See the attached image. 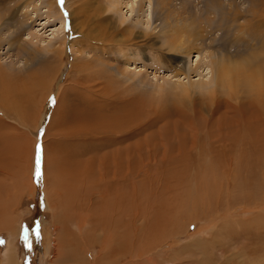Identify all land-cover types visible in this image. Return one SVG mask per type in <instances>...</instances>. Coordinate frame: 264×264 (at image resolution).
I'll use <instances>...</instances> for the list:
<instances>
[{
	"label": "rangeland",
	"instance_id": "1",
	"mask_svg": "<svg viewBox=\"0 0 264 264\" xmlns=\"http://www.w3.org/2000/svg\"><path fill=\"white\" fill-rule=\"evenodd\" d=\"M47 1L51 0H0V31L4 34L0 36V62L16 63L9 81L18 84L16 90H27L30 95L26 105L20 104L23 101L18 97L17 102L5 101L9 111L0 113V183L6 186L0 194V219L10 221V227L0 230V264H7L8 249L17 255V264H89L91 259L94 263L103 259V264H225L229 257L237 262L247 260L245 264H264V250L261 258H236L248 244L221 235L232 225L237 231H231L238 236L239 222L244 225L258 215L264 217V208L256 206L264 202V169L241 166L229 139L245 126L240 112L250 107L251 100L244 97L235 103L219 90L212 91L215 74L209 68L213 56L228 53L238 62L253 51L236 47L238 26H246L244 18L236 21L237 11L244 1L245 9L249 8L247 0H166L165 9L158 10L155 0L151 6L145 0V10L140 13L141 0H129L136 6L134 13L125 7L111 12L107 0H56L64 13L53 18H48ZM256 2L255 11L264 15V0ZM172 4L178 15L165 19ZM109 15L114 23L113 29L107 28V39H116V43L113 54L103 57L94 50L103 46L99 37L104 34L103 19ZM258 19L256 16L255 22ZM117 24L136 32L130 43H125L130 32L115 31ZM262 31L257 30V47L264 38ZM51 47L63 50L60 59L50 62L51 69L40 60L31 64L23 56L17 57L18 51L26 48L43 54L48 61L46 48ZM256 50L264 73V51ZM106 57L111 58L110 64ZM107 91L123 94L100 100ZM136 104L142 106L143 115L124 131L91 135L69 133L70 125L61 127L92 115L90 106L100 107L107 118L130 114ZM11 133L17 138L5 141ZM6 145L22 151L11 163L7 159L8 164L5 160L11 155L5 154ZM116 147L127 152L128 160L122 165L106 170L93 164L84 179H79L82 182L71 183L66 177L61 178L66 180L63 184L57 177L60 168L73 171L78 167L75 162L95 159ZM64 151L78 160L66 165ZM83 168L80 163L78 169ZM20 182L23 190L17 193L13 187ZM48 182L67 188L77 184V198L61 200L58 205L52 197L47 203L43 196ZM247 194H253L254 199ZM119 195L124 197L122 203L109 217L110 224L118 223L110 230L100 227L96 219ZM176 199L178 208L172 212L174 220L166 235L149 238L162 202ZM260 241L255 238L256 247ZM201 243L209 248L201 249ZM226 247L231 249L227 253Z\"/></svg>",
	"mask_w": 264,
	"mask_h": 264
},
{
	"label": "bare ground",
	"instance_id": "2",
	"mask_svg": "<svg viewBox=\"0 0 264 264\" xmlns=\"http://www.w3.org/2000/svg\"><path fill=\"white\" fill-rule=\"evenodd\" d=\"M107 1H110V2H108L110 4V6L112 7L110 11L111 12L113 11L114 13H116L118 11H121L122 10V7H125L126 9H130V11H128L130 13H134V7H136L135 5L133 7L132 2H130L129 0H127V1L123 0V1H120V2H119V0H107ZM151 1L152 0H149V3H150L149 6H151V4H152ZM155 3H156V6H157V8H156L157 10L159 8L165 9V7L167 5L166 0H155ZM244 3H245V1H244ZM244 3H242L243 4L242 5L243 8L240 9L239 11H237L236 21H238V18L239 17H240L239 19H241V18L243 19L244 18L246 20V26H243V25L238 26V27H240V31L238 32L239 36L236 37V44H237L236 47L241 48L245 52H247L248 49L249 50H253V51L251 53H246L248 55H247V57L244 56L245 59H243V60L240 57L241 60L240 59L237 60L238 62H235V61H233V59H230L228 57V55H227L228 53H223L222 55H220V57H217L219 55L213 56V57L210 55V57H212V58H211V60L209 62V68L213 72V75L215 74L213 76L214 78L212 79L213 82H214V88L212 89V91L214 89L219 90V94L220 95H223L224 97L229 98L231 100V102H235V103H238L237 101L242 100L244 97L246 99H249L248 101L251 100V103L248 104L250 107H245V109L244 110L242 109V111L240 112V114L242 115V118L245 119V126H241L240 129L237 128L238 130L236 132L232 133V134L231 133H227V134H228V136H229V134H231L230 137H229V139L232 142V145L234 146V152L233 153H239V157L238 158L241 161L240 162V165L241 166H246V167H244L246 169L249 167L251 170H255L257 168L260 169V170H262V168L264 169V106H263L264 105V101L262 99V96L264 95V73L260 71V70L263 69V62H262V59H261V57L259 55L260 53L256 49H259L260 52H262L261 50L264 51V38L262 39L261 44L258 45V47H257L256 41L258 39V37H257V35H258L257 30L262 29L264 31V23H263V21H264V15H259L255 11V7L257 5L256 0H247V3H249V8H246V9H245V4ZM47 4H48L47 5L48 6V11H47L48 18H53L52 16H54L55 14H58V15L60 14V17H61V14L64 13L63 10L58 7V3H57L56 0H51ZM231 5H233V4H231ZM145 6H146V1L145 0H141V3L139 5V8H137L138 11H139L138 13L144 12ZM222 7L224 8V6H222ZM56 8H57L58 11L56 10ZM176 9H179V8H176ZM174 10H175V5L172 4L170 6V8L168 9V12H167L168 15L166 16L165 19H169L171 17V15L175 12ZM232 10L231 11L229 10V11L232 12ZM176 11H178V10H176ZM230 12L228 14H230ZM176 13H174V14H176ZM224 14H226V12ZM161 15L162 14L160 13V16ZM177 15H178V13H177ZM256 16H258V18H259L257 20V22H255L256 21L255 20L256 19ZM224 17L226 18V15H224ZM230 19H231V21L233 20L232 18H230ZM160 21L163 22V20H160ZM231 21H230V23L233 22V21L232 22ZM113 23H114V18H113L112 15H109L106 18L103 19L104 34L102 35V38L99 37V40H101L103 46L100 47V49L94 50L96 53L101 52V55H103V57H105L108 53H109L108 55H110V53L114 52L112 48H113V45H115L114 43H116L115 42L116 39L115 40L114 39H112V40H108L107 39L109 37V34H108L109 32L107 31V28L110 27ZM225 23L227 24V21ZM230 23L228 22V24H230ZM121 24H124V20L121 21ZM111 27H110V30H111ZM115 27H116L115 31L116 30L121 31L123 34H125L126 32L127 33L130 32L129 35H128V39L126 40L125 43H130L133 40V36L136 35V32H134V30L125 31V30H123V27L118 26V24ZM229 27L231 28V26H229ZM244 27H245V29H244ZM112 29H113V27H112ZM7 31H10V28H7ZM175 32H176V30H175ZM256 32H257V34H256ZM110 33H111V31H110ZM260 34H261V32H260ZM3 35L4 34L1 33V31H0V36H3ZM199 36H196V37H199ZM99 40H98V42H99ZM64 41H65V38H63L61 40L62 43H64ZM211 41H212V39H211ZM168 42H170V41H168ZM197 42H199V41H197ZM190 43H192V42H190ZM106 44H110V45H106ZM179 46H180V44H179ZM202 46H203V44H202ZM53 47L46 48V50L48 51V53L50 55V57H48V61H44L45 60V56L43 54H39L37 52L36 53L35 52L33 53V51H29L26 48H23L22 50H19L18 49L19 51H18L17 57L23 56L26 59V61L27 62H30L31 64H34L35 62H37L38 60H40L43 63L45 62L44 64H48L47 66H45V68L51 69V65H50L51 63L50 62L52 60H54V59H58V58L60 59V57H62V55H63V50H62L61 47H57V48H53ZM199 50L201 52V48ZM212 55H215V54L213 53ZM106 58H108V57H106ZM80 59H82V57H78V60H80ZM110 59L109 58L107 59V61L109 62V64L111 62ZM199 59H200V62H201L202 58H200V56H199ZM85 60L86 61H92L93 59H86L85 58ZM97 61H99L100 64H102V65L105 64V61L102 60V59H99L98 58ZM13 62H14L13 60H10L9 63L7 61L4 62V63H1L0 62V101H1L0 102V113L2 111H4V112H6V111L8 112L9 111L7 109L8 108L7 107V104L4 103L5 101H12L13 99H15V102H17L18 99L16 97H18L19 99H22V101H23L20 104L26 105V103L28 102L26 97H27V95L30 96L27 90H24V89L16 90V87H17L16 85H18V84H16V83L13 84L11 81H9V78L12 77L13 71L16 68L15 67L16 66V63L14 64ZM118 64H120V63H118ZM111 67L113 68V66H111ZM209 68L207 70H209ZM113 69L116 70V68H113ZM196 69H199V68H196ZM117 70L120 71L121 70V67L118 66L117 67ZM215 92H211V93H215ZM120 94H123V93H113L114 96H120ZM110 95H112V92H108L107 91L105 93V96L104 97L101 98V96H100V98H101L100 100H105V98H107L108 96L110 98ZM21 96H22V98H21ZM25 109H26V107H25ZM90 109H94L93 111L91 110L93 112L92 115H89L88 117L84 118L80 122H77L76 124H74V122H72V121L66 122L65 124L61 125V127H64V129H65L66 128L65 126L70 125L68 127V129H69L68 132L69 133H73V132L76 133L77 131H82L85 134H91V135H93L92 133H100V134L101 133H103V134L104 133H110V132L112 133L113 131H117V132L119 130L120 131H124V129L128 126V124L129 123L131 124V122L136 117L143 115L142 106L139 105V104H136V105H133L132 106V110H131V113L130 114H128V113L127 114H120L118 116H112V117H107V118H105L104 115H102L101 110H100V107L98 108V107H96L94 105L93 107L90 106ZM88 113H90L89 110H88ZM11 116H13V115H11ZM232 117H231V119H233ZM0 123H1V121H0ZM235 128H236V126H235ZM2 134L3 133H1V135ZM10 136H12V137H10ZM69 136H75V135H69ZM5 137H6V135H5ZM15 138H17V136H15L13 134L12 135H9L8 134V136L6 137L5 141H12ZM87 138H89V137H87ZM0 141H1V139H0ZM1 143H2V141H1ZM14 146H16V145L14 144ZM22 147H23V145H22ZM22 147H21V149H23ZM17 149H18V146H17ZM15 150L16 149H14L13 146L9 145L7 147V145H6L5 154H10L11 157L9 158V156L7 155L8 157L7 158L5 157L6 158L5 162H7V159H9V161H10L9 163H11V160L13 158L15 159V155L17 157L18 154H20L22 152V151H20V153H18L17 150L16 151ZM67 151H69V150H67ZM63 153H64L63 154L64 155L63 163L66 162L67 163V164L65 163L66 165H68V162H70V163L73 164L76 160H78L76 158V155H73V157H71L69 155L70 154V151H69V154H67L68 152L66 153L65 151ZM99 155H101V154H99ZM220 157L221 156H219V158ZM127 160H128V156H127V152H125V149L124 148H121V147H116L115 149H112L111 151H108V153L102 154L101 156H98L97 155V157H95V159L85 160V162H83V161L82 162H79V161L75 162L78 167H76V166L73 167L72 168L73 171H69L68 170V167H66L67 170L65 168L64 169L63 168H60L59 171L57 170L58 171L57 177L60 178V180H62L61 182L63 184H66V180L64 181V179H61V178H66V177L67 178H69V177L71 178L70 179V182L71 183H75V182H79V181L82 182L79 179H84V177H85L84 176L85 171L88 170L87 169L88 167H91L92 168L93 164H100L101 166L104 167V169L107 170V168H110V166L112 167V165H116V164L118 166L119 165H122L123 162H126ZM80 163H81L82 167L84 166L83 170L78 169ZM7 164H8V162H7ZM14 164L15 163H13L12 166H14ZM72 164H69V166L72 165ZM6 166H9V165H6ZM13 168H11V169L9 168V169L12 170ZM70 170H71V167H70ZM106 170L103 171V172L106 173ZM118 171H119V169H118ZM68 172H71L72 175H70ZM262 173H263V171H262ZM87 174L88 173H86V175ZM106 175H107V173H106ZM263 175H264V173H263ZM19 176H20V174L18 175V177ZM21 176H22V174H21ZM18 183L15 184L14 187H13V189H15L17 193H19L20 190L21 191L23 190L22 189V185H21L22 183L20 182L19 185H18ZM48 183H50V182H48ZM62 183L59 186L58 185L56 186L55 184H53L51 186V183H50V185H48V188H47L46 192L44 193V196L46 198H50V200H51L52 197H55V200H57L56 202H58V205L60 204L59 202L61 200H63V201L66 200V202H71L74 198H77L76 195H78V192H79V189H80L77 186V184H74L72 187L67 188ZM245 188H244V190H245ZM5 189H6L5 183H3V182L0 183V194L3 193V191ZM8 189L11 190L12 187H9ZM54 189L56 191H54ZM15 190H13V191H15ZM119 191H120L119 192V194H120L121 193V190H119ZM263 191H264V185H263ZM252 193L255 194L256 192L253 191ZM247 195L250 197L249 198L250 200L251 199H254V197H253L254 195L253 194H251L253 196H251L249 194H247ZM261 196H262V193H261ZM241 197L246 198L243 195H241ZM122 198H124V197H122L121 195H119L116 198V200H111L109 204L105 205L106 206L105 209H103L105 206L102 208L104 210V213L101 216H99L98 219H96L97 220L96 221V224L97 225L99 224L100 227L101 226H105L103 228L104 229L107 228L109 230L111 228L112 229L115 228V225L118 223V221L114 222L113 224L112 223L110 224L109 217L112 214V211L118 205H120V203H122V200H123ZM125 199H126V197H125ZM177 199H179V198H177ZM177 199L176 200H171V201H168L167 200V201H163L162 202L161 211H158L157 212L156 221L153 224V228L150 230L149 238L150 237H153V238L155 237V239H156V238H159V237H162V236H165L166 235V231L169 230V228L171 227V223L174 220V216H173L172 212L176 208H178L177 207L178 206ZM246 200H248V199L246 198ZM126 203H127V201H126ZM262 203L263 204H257L256 206H259V208L263 209L264 208V202H262ZM102 211H99L98 214L102 213ZM179 216H180V213H179ZM6 217H7V215H6ZM112 222H113V220H112ZM234 223H235V221H234ZM240 223L241 222H239L240 228L238 230L240 232H239V234H237L238 236H236V232H234V233L232 232V231H235L236 229L233 230L234 227L232 228V225H229L228 226L227 224H226L227 227L224 228L225 231L223 230L225 233L221 234L223 237H225L226 240H230L232 237L235 236L234 239L236 238L237 240H241V241L243 240V243L244 244H248V246L242 252H240V255L236 256V258L237 257L239 258V256H243L244 257L245 255H248V256H255L256 255L259 258L263 257L261 254H262V252L264 250V239H262L261 233L264 234V217L262 215H258L255 218L250 219L249 222L248 223H245L244 225H241L243 223H241V224ZM7 227H10V221L8 220V218L0 219V230H3V228H7ZM231 228H232V231H231ZM12 233H14V232H12ZM121 238H122V236H121ZM255 238H259V239L262 240V241L259 242L260 243L259 247H256V244L258 242H255ZM241 241H237V243L238 242H241ZM120 242H121V240L119 239V243L118 244H120ZM229 243H230V241H229ZM234 243H236V242H234ZM200 247H201V249H205L206 250L207 247L209 248V245L208 244H202L201 243V246ZM105 248H107V247H105ZM118 248H119V246H118ZM11 250L12 249H10V250L8 249V251L6 253L7 264H17V261H18L16 259L17 258L16 257L17 255L16 254H13V253H10ZM230 250H231L230 248L226 247L225 252L227 253ZM232 257H233V255H232ZM250 259H249V262H250ZM93 261L91 259V260H88L87 262H89V264H103L102 261H104V260L103 259L99 260L102 263L99 262V261H97V263H94L95 261L94 262ZM234 261H235V263H234ZM246 261L243 260V261L237 262V260L234 257L233 258L229 257L223 263L230 264L232 262L234 264H245ZM263 263H264V261H263Z\"/></svg>",
	"mask_w": 264,
	"mask_h": 264
},
{
	"label": "snow or ice",
	"instance_id": "3",
	"mask_svg": "<svg viewBox=\"0 0 264 264\" xmlns=\"http://www.w3.org/2000/svg\"><path fill=\"white\" fill-rule=\"evenodd\" d=\"M60 2L63 3V0H60ZM36 175H37V177H39L41 175V173L39 171V167L37 168ZM36 232H37V235H38L39 234V227H38V225H37V228H36Z\"/></svg>",
	"mask_w": 264,
	"mask_h": 264
},
{
	"label": "crops",
	"instance_id": "4",
	"mask_svg": "<svg viewBox=\"0 0 264 264\" xmlns=\"http://www.w3.org/2000/svg\"><path fill=\"white\" fill-rule=\"evenodd\" d=\"M44 198H45V201H47V203H48V200H47V198L44 196ZM7 253V252H6Z\"/></svg>",
	"mask_w": 264,
	"mask_h": 264
}]
</instances>
